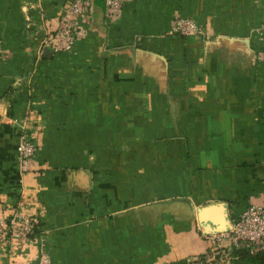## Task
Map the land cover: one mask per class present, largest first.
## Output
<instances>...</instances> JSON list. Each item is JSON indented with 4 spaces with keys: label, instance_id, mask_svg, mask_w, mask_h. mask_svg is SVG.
Listing matches in <instances>:
<instances>
[{
    "label": "crops",
    "instance_id": "obj_1",
    "mask_svg": "<svg viewBox=\"0 0 264 264\" xmlns=\"http://www.w3.org/2000/svg\"><path fill=\"white\" fill-rule=\"evenodd\" d=\"M64 0H0V212L38 215L51 264H184L198 211L264 206V0H93L68 53L43 49ZM190 18L200 37L171 33ZM32 111L35 170L15 146ZM213 229V227H210ZM36 243L0 245L27 264Z\"/></svg>",
    "mask_w": 264,
    "mask_h": 264
},
{
    "label": "built area",
    "instance_id": "obj_2",
    "mask_svg": "<svg viewBox=\"0 0 264 264\" xmlns=\"http://www.w3.org/2000/svg\"><path fill=\"white\" fill-rule=\"evenodd\" d=\"M93 0H64V7L53 27L47 26L41 41L40 53L49 49L53 53L71 52L82 39L83 25L89 20ZM104 15L109 20H116L120 12L133 0H101ZM171 33L181 37H200L202 28L192 19L176 17L171 26ZM255 33L261 43V49L255 54L257 62H264V23ZM35 123L32 111L27 112L20 122V131L15 146V161L20 176L23 178L35 170L37 144L30 133ZM2 204H0V208ZM0 212V245L13 243H36L37 258L27 264H51L50 255L42 239L38 215H25L11 210L8 215ZM228 227L224 232L206 235L208 261L212 264H224L227 252L246 249L250 254L264 251V206L249 204L239 213L229 214ZM225 250V251H224Z\"/></svg>",
    "mask_w": 264,
    "mask_h": 264
},
{
    "label": "water",
    "instance_id": "obj_3",
    "mask_svg": "<svg viewBox=\"0 0 264 264\" xmlns=\"http://www.w3.org/2000/svg\"><path fill=\"white\" fill-rule=\"evenodd\" d=\"M227 215L219 206H211L198 211V219L201 222H207L209 226L205 229L212 231L213 234L224 232L228 227ZM210 227H213L210 228Z\"/></svg>",
    "mask_w": 264,
    "mask_h": 264
},
{
    "label": "trees",
    "instance_id": "obj_4",
    "mask_svg": "<svg viewBox=\"0 0 264 264\" xmlns=\"http://www.w3.org/2000/svg\"><path fill=\"white\" fill-rule=\"evenodd\" d=\"M232 257L233 264H264V251L250 254L246 249H239L232 252Z\"/></svg>",
    "mask_w": 264,
    "mask_h": 264
},
{
    "label": "rangeland",
    "instance_id": "obj_5",
    "mask_svg": "<svg viewBox=\"0 0 264 264\" xmlns=\"http://www.w3.org/2000/svg\"><path fill=\"white\" fill-rule=\"evenodd\" d=\"M232 252L231 251L227 252L228 257L224 264H233L232 262L234 261L235 258L232 257ZM208 256H210V252L206 251L205 254L199 255L197 257H193L184 264H212L211 261H208Z\"/></svg>",
    "mask_w": 264,
    "mask_h": 264
}]
</instances>
